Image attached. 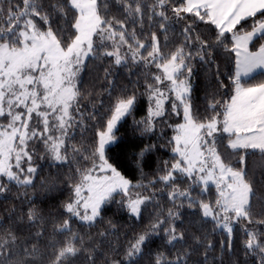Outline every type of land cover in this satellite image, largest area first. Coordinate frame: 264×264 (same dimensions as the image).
<instances>
[{
	"label": "snow or ice",
	"instance_id": "1",
	"mask_svg": "<svg viewBox=\"0 0 264 264\" xmlns=\"http://www.w3.org/2000/svg\"><path fill=\"white\" fill-rule=\"evenodd\" d=\"M6 2L7 9L0 0L5 25L0 26V193L13 185L35 188L38 178L42 191H52L58 177H40L44 166L75 167L61 182L69 192L62 204L66 218H52L45 239L46 220L29 207L15 230L0 232V264H73L82 253L87 264H97L101 244L72 225L93 227L112 204L134 222L142 223L147 213L149 222L122 253L118 243L108 241L110 254L101 264H140L146 255L147 264H208V251L215 245L204 244L206 236L195 233L188 243L187 232L178 230L185 211L226 236L222 251L225 245L232 250L235 225H242L246 254L264 264V233L251 228L264 225V219L254 220L253 211V199L264 200L256 187L257 168L264 187V0H117L124 20L108 15L109 0ZM145 19L155 30L141 38ZM129 22L139 25V33L136 27L129 31ZM181 24L182 39L175 43ZM105 59L112 61L103 69L106 87L100 93L87 91L89 100L100 98L85 115L82 74L89 60L102 66ZM197 61L209 72L215 66L217 87L203 116L193 96ZM140 66L143 92L139 78L131 90L118 89V69L128 67L131 75V68ZM142 97L146 115L136 119ZM168 115L178 120L168 125L172 160L163 161V168L157 167L162 174L144 183L146 156L158 148L136 141L155 135L157 122ZM128 117L130 139L117 135ZM77 129L79 143L74 142ZM249 156L258 157L251 174ZM126 171L139 172L141 180L134 183ZM157 184L163 187L157 189ZM165 190L172 205L167 209L158 199ZM25 226L28 235H18ZM108 235L100 232L101 242ZM157 239L162 244L153 248ZM201 245L203 262L193 261Z\"/></svg>",
	"mask_w": 264,
	"mask_h": 264
},
{
	"label": "trees",
	"instance_id": "2",
	"mask_svg": "<svg viewBox=\"0 0 264 264\" xmlns=\"http://www.w3.org/2000/svg\"><path fill=\"white\" fill-rule=\"evenodd\" d=\"M151 2V0H149ZM13 4L20 3L22 6V0H12ZM7 2L5 0L4 8L7 9ZM109 16L115 15L118 19L124 20L125 16L123 13V9L120 5L117 4V0H109ZM251 21H249V24ZM0 26H5L3 20H0ZM183 25H179L177 27V35L175 37L174 42L178 43L182 37L178 35L179 28ZM127 27L129 31L133 27L137 28V31L139 33V25H133L132 23H128ZM247 27V26H246ZM155 30L149 29L147 26V20L145 19V27L144 32L142 34L143 38L144 36L148 35L150 31ZM161 41H163V35L161 34ZM172 45L170 44V47ZM167 50V49H166ZM111 60L105 59L102 62L100 61H94L89 60L88 61V68L85 70V72L82 74V84H81V90L85 93L84 99L81 100V105L86 106L83 107V110L85 112V115H87L89 112L92 111L91 105L93 103H96L97 100L100 98L99 96H94L93 99L89 100L87 98V91L90 89H94L95 93H100L102 91V85H103V69L105 67H108L109 64H111ZM221 62V71H224L223 63ZM119 75L117 78V88L124 86L127 87L129 90H131L133 87H136L137 85L135 82L139 78V91L143 92V66L140 67H132L131 72L132 74L129 75V68H120L118 69ZM215 73V66H212V71L209 72V66L201 64L199 61L195 62V69L193 74V83L195 85L194 88V104L196 108L198 109V112L201 116H203L206 112L207 106L209 103L212 102V93L215 91L217 85L214 78ZM106 87V85H103ZM207 94V97H206ZM219 96H216V99H219ZM142 108L141 110L137 111L136 113V119H140L142 116L146 115V109H147V100L146 97H142ZM170 110V105H169ZM208 114L210 113V110L208 111ZM182 118V114H181ZM178 122V120L172 116L168 115L163 120H160L157 122V128L155 135H152L149 139L148 136H145L142 141L137 140L136 143L139 144V146H143L144 144H156L158 151H154L146 156V166L144 167V177L143 182L147 183L149 180L153 179L155 176L162 174V172H157V167L159 166L161 169L163 168V161H169L172 160V154H171V147L168 146L167 141L168 139L173 135L171 128L168 126L169 124H173ZM89 124H91V121H88ZM132 123V117H128L126 122L122 123V126L120 127V132L117 133V135L126 134V139H130L132 136V130L131 125ZM79 129H77V136L75 138L76 143H79L81 141V136L79 134ZM90 129L86 132H84V139L87 140V137L90 135ZM138 150V149H137ZM223 150V149H222ZM43 149L42 147L37 149L38 153H42ZM253 160H258V157L249 156V169L250 174L251 170L253 168ZM43 163V162H41ZM130 164V162H129ZM129 165H126V169ZM75 165H72L71 168L69 166H65L61 169L56 168H49L47 165L44 166L42 172L40 173V177L47 178L48 180H51L54 177H58L57 179V187L49 192H44L41 190V184H40V178L36 181L35 188H28L27 190L23 188H18L16 186H11L10 191L7 193H0V232H3L4 230L8 228H12L13 230L16 229V224L19 222V217L21 216V213H26L29 207H36L43 215V217L46 220V233H45V239L48 238V236L52 232V224L53 219L56 218L57 221H60L64 218H66V214L64 213V210L62 208V204L67 200L69 196V192L67 189V185L61 183L68 175L72 174V170L74 169ZM126 174L129 175V178L133 180V182H137L141 180V176L139 172H135L134 174H131L126 171ZM261 176V171L259 168L256 170V177H257V191L258 194H264V187H262L259 183V178ZM4 183H7L6 180L3 181ZM185 182L184 184H181V187L186 186ZM163 187L160 184L156 185V188L159 189ZM63 189V191H61ZM27 191L28 197L32 198V203H28V197L24 196V192ZM166 191L163 196L158 197V199L161 202V205L167 209L169 207H172L171 203L168 202ZM214 187L212 188L214 199ZM35 193V195H33ZM119 200V197L116 198ZM151 210V206H149V211ZM253 211L256 213L254 216V220L264 219V200H256L253 199ZM109 220H111V224H109ZM183 223L180 224L178 222V230L183 229L187 232L188 237V243H192L191 237L192 234L195 233L197 235L206 236V239L204 240V244H207L208 241H212L215 245L213 249H210L208 251V264H256V258L247 255L245 252V249L243 247V241L246 239L245 234L242 231V225H235V231H234V240H233V247L232 250L229 251L227 249V246L225 245V248L223 251L221 250V240H226V236H223L221 233H213L212 232V224L211 223H202L200 222V218L198 214H192L190 211H185L184 216L182 217ZM26 221V217H25ZM149 218L147 213H145V218L142 223L134 222L128 218V216L118 211V206L116 204H112L109 206V210L104 214V218L97 222L93 227L89 228L88 226H81L78 222H73V228L77 229L86 234L91 235L95 239L93 243H100L101 247L97 253L96 256V262L97 264H101V262L104 259L105 254H110V249L108 248V241H112L114 244L118 243L121 246V253L123 252L124 247L126 246V243L128 240H131L133 236L139 232H141L145 226L148 224ZM115 225L116 231H112V226ZM39 226V221H37V227ZM251 228L264 233V225L259 224H253L251 225ZM36 228L31 229V231H35ZM107 231L109 235L106 239L101 242L102 238L99 236L100 232ZM18 235L25 236L28 235V229L27 226H25V229L22 232H18ZM117 237L119 238L117 240ZM162 241L157 239L155 244L152 245L153 248L157 247L158 245H161ZM164 250V249H161ZM204 246L201 245L197 248L196 252L192 256V260H200L203 262V255H204ZM149 257L146 255L142 258L140 264H147ZM73 264H87V257L85 253L80 254L78 257H76L73 260Z\"/></svg>",
	"mask_w": 264,
	"mask_h": 264
}]
</instances>
